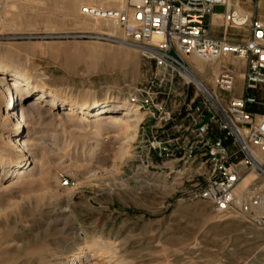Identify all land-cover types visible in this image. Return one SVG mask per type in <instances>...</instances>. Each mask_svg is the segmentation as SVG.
Instances as JSON below:
<instances>
[{"label":"rangeland","instance_id":"374dc122","mask_svg":"<svg viewBox=\"0 0 264 264\" xmlns=\"http://www.w3.org/2000/svg\"><path fill=\"white\" fill-rule=\"evenodd\" d=\"M238 2L245 12L264 16V0H233L234 5ZM85 4L78 9L77 19L65 0H0V64H6L1 58L8 54L15 65L27 68L29 76L44 75V86L69 95L70 102L75 100L72 96H77L79 102L96 100L105 86L128 94L129 98L136 91L145 90L149 83H157L155 79L161 71L134 49L129 48L136 61L133 70L110 66L108 59L119 58L120 50L125 49L124 38L121 33L110 38L83 29L80 22L85 16L80 13L86 9ZM214 13L223 15L225 8L216 7ZM224 33V23L211 27L215 38H224ZM248 36V29L229 30L226 38L244 40ZM98 51H105L106 57L94 65L90 55ZM77 57L80 59L76 61ZM228 65L237 75L235 88L220 96L241 97L244 90L239 75L244 67ZM197 72L215 90L212 77ZM175 82L174 88L182 91V83ZM166 88L172 89L170 85ZM152 92L156 93L157 88ZM35 99L25 105L28 112L35 110L26 120L30 130L37 133L34 142L38 141V145L29 146L34 163L13 184L0 183V237L12 239L2 250L11 254L12 260L57 264L66 256L72 240L87 238L105 244L114 258L111 263L98 257V251L89 252L84 264H264V237L258 238L264 233V219L245 224V219L220 216L202 201H189L188 191L179 192L175 178L170 181L173 188L156 187L161 183L154 176L166 177L168 172L144 170L146 154L139 148L143 131L126 156L122 154L125 140L119 134L108 141L102 157L96 145H89L101 139L75 128L76 117H64L63 112L50 110L46 103ZM33 103L38 105L34 108ZM6 130L0 113L1 148H6ZM85 155L93 158L87 167H79L77 161ZM32 170V176L27 175ZM253 175L246 178L247 185L252 183ZM62 177L69 179L71 185L59 191L56 186H61ZM257 214L258 211V219ZM226 219L230 220L214 223ZM257 230L260 233L256 235ZM75 233L65 245V236ZM30 234L31 254L23 251ZM252 235L254 238L249 239ZM41 239L42 243L35 245ZM55 243L61 247L56 248Z\"/></svg>","mask_w":264,"mask_h":264},{"label":"built area","instance_id":"2783aa9c","mask_svg":"<svg viewBox=\"0 0 264 264\" xmlns=\"http://www.w3.org/2000/svg\"><path fill=\"white\" fill-rule=\"evenodd\" d=\"M226 1L130 0L111 21L124 42L143 50L142 55L161 71L157 83L128 98L145 116L139 147L146 154L144 170L168 172V183L175 178L179 192L188 191L189 201H202L220 216L259 223L264 162L256 153L264 151V19L248 12L239 15ZM216 7H224L225 13L216 15ZM219 16L225 27L222 39L211 35ZM246 29L245 41L226 38L229 30ZM193 57L221 63L217 77L207 75L215 90L199 75ZM228 64L244 67L241 97L220 96L235 88L237 75ZM176 80L182 91L174 88ZM250 173L255 179L241 190ZM70 185L62 177L61 186Z\"/></svg>","mask_w":264,"mask_h":264},{"label":"bare ground","instance_id":"6f19581e","mask_svg":"<svg viewBox=\"0 0 264 264\" xmlns=\"http://www.w3.org/2000/svg\"><path fill=\"white\" fill-rule=\"evenodd\" d=\"M65 1L69 6V11L74 16H76L77 19L78 9L82 4H85L86 2V9L82 10L81 13L79 11L80 14L86 17H84L80 22L82 26L79 24L81 27H83V29L92 30L98 32L99 35L108 36L110 38L121 35L119 34L120 32H118L119 30L116 24L112 22L111 19L116 13L122 11L123 5L126 0ZM226 3L230 7H236V11L239 15H243L246 13L241 8L239 2L234 5L233 0H227ZM222 19V16L215 18L214 24L220 26L223 25ZM122 43L125 49L131 48L143 53L142 50H139L134 46L131 47L126 42ZM125 49H123L122 51L120 50L119 58L117 57L114 60L108 59V63H110V66L112 64L122 67H135V57L130 52V49ZM90 57L92 58V64L98 65L99 62L106 57V53L105 51H98L92 53ZM79 59L80 57L75 58L76 61ZM1 61L6 64H0V113L2 120L8 127V130H6L8 137L5 138L7 140L6 148L0 147V183L13 184L17 180V178L25 175L26 171L34 163L31 159L32 156H30L29 146L31 145L32 148L34 143L38 142H34L35 138L37 137V133H34L30 130L31 127L26 123V120L28 117L34 115L35 110L31 108V112H28L25 108L26 103L33 98H36L34 100L36 102L46 103L47 107L50 110L63 112L61 115L64 117H76L75 122H73V126L75 128H79V130L82 131L81 133L84 135L94 134L96 136V138L94 139H101L99 143L90 142L89 145H96L99 148L97 151L100 152V156L102 155V157H104L103 154L106 152L108 141L111 138H118L119 134L123 137V139L125 140L124 144L126 146V148L122 150L123 156H126L129 151L130 145L138 138L144 115L140 111L139 106H131L129 104L128 94H121L119 91H115L111 87L105 86L101 89V96L96 100H92L91 102H79L77 101V96H72L75 100L70 102L69 95L65 94L63 96L61 93L48 89L44 86V75H39L36 77L29 76L27 74V68L22 64L15 65L14 59L8 54H5V56L1 58ZM191 62L199 72H201L202 74H209L213 78L217 77L221 67L220 62L210 63L202 61L196 57L191 58ZM229 62L230 61L228 60L225 61V63ZM106 67L109 68V66ZM131 70H133V68ZM102 71L104 72L105 70ZM97 72H99V70ZM239 77L242 78L241 75H239ZM34 105L37 106L38 104L33 103L32 106L34 107ZM89 127L95 130L92 131V129H89ZM29 142H31V144ZM93 150H95V147ZM256 157L259 159V161L264 162V151H258L256 153ZM92 158L93 155H85L82 159H78L77 162H79L80 164L79 167H87V162H90V159ZM68 161L70 162V160ZM32 173L33 170L32 172H30V174L27 175L32 176ZM154 178L157 180V182L161 183V185H156V187L163 186L165 188L169 186L170 188H173V185L168 183L167 177L154 176ZM251 179H255V174L251 177ZM246 180L247 179H245L242 183L241 190H244L249 186L247 185V183H245ZM56 187L60 188L59 191L62 190L61 188H64L62 186ZM257 215L259 222L264 219V205L260 207ZM229 220L230 219H226L223 221L220 220L214 223H224ZM242 222H244L245 224H250V222L248 221L242 220ZM254 233H260V230H257ZM251 234L252 233H248L247 235L249 236ZM75 235L77 234H67L65 236L66 239H63L64 244L66 245V243L70 241V239H68L69 237ZM253 236L254 235L250 236L249 239L254 238ZM27 237L29 241L24 242V245H21H23V251H27L29 254H31V234ZM261 237H264V233L258 236V238ZM10 240L12 241V239H9V236L4 238L0 237V264H31V259L25 260V262L23 261L21 263H17L16 260H12L11 254L2 250V247L6 243L10 242ZM42 240L43 239L36 242L35 245L38 243H42ZM14 241L16 240L14 239ZM71 242L72 245L67 252L68 256L66 254L64 259L57 261L59 262L57 264H84L86 255L89 252L94 253L97 251L99 253L98 257L102 259H109L108 262L111 261L112 263L114 253L111 250L106 249L105 244L102 245L95 240H88L87 238L82 240L75 239ZM64 244H62V246H64ZM19 247L21 246L19 245ZM55 247L59 249L61 245L59 243H55ZM43 249L44 248L42 247L41 251H43ZM44 259H46V256Z\"/></svg>","mask_w":264,"mask_h":264},{"label":"crops","instance_id":"0c3cea01","mask_svg":"<svg viewBox=\"0 0 264 264\" xmlns=\"http://www.w3.org/2000/svg\"><path fill=\"white\" fill-rule=\"evenodd\" d=\"M251 3H252V1L253 0H249ZM261 4V3H260ZM261 5H259V7H260ZM253 14V16L255 17V18H257V19H264V16H259V15H255L254 13H252ZM247 38H249V37H246V39ZM217 39H219V38H217ZM246 39H244V40H233V39H231L230 41H232V42H236V43H239V42H242V41H245Z\"/></svg>","mask_w":264,"mask_h":264},{"label":"trees","instance_id":"16d2710c","mask_svg":"<svg viewBox=\"0 0 264 264\" xmlns=\"http://www.w3.org/2000/svg\"><path fill=\"white\" fill-rule=\"evenodd\" d=\"M254 112L261 113V111H258V110H256V109L254 110Z\"/></svg>","mask_w":264,"mask_h":264}]
</instances>
